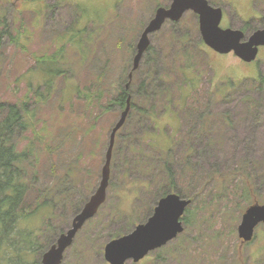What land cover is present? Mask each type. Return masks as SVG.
Wrapping results in <instances>:
<instances>
[{
  "label": "rangeland",
  "instance_id": "obj_1",
  "mask_svg": "<svg viewBox=\"0 0 264 264\" xmlns=\"http://www.w3.org/2000/svg\"><path fill=\"white\" fill-rule=\"evenodd\" d=\"M171 1L0 0V17L15 38L2 40L0 101L14 103L28 84L40 85L39 57H62L63 75L55 78L49 101L31 106L40 122L36 129L45 127L55 147L51 160L39 155L37 166L36 186L50 190L51 209L40 210L42 221H26L37 235L33 258L39 264L99 184L109 134L121 114L105 106L127 84L135 109L116 135L106 200L77 232L61 264H108L106 243L146 223L159 199L175 192L193 201L183 232L126 264H264V224L250 242L238 237L246 210L264 205V46L250 63L232 52L216 54L203 44L197 16L187 11L150 35V51L132 72L142 31ZM207 1L223 9L222 29L244 24L238 30L249 36L264 27V0ZM72 35L82 46L69 45ZM192 60L199 82L182 103L181 71ZM105 73L107 84L89 91L104 90L99 104L85 108L74 98L75 87L90 88L94 76ZM259 75L262 85L251 82ZM219 87L229 91L216 93ZM23 138L21 147L32 134Z\"/></svg>",
  "mask_w": 264,
  "mask_h": 264
},
{
  "label": "trees",
  "instance_id": "obj_2",
  "mask_svg": "<svg viewBox=\"0 0 264 264\" xmlns=\"http://www.w3.org/2000/svg\"><path fill=\"white\" fill-rule=\"evenodd\" d=\"M10 29L6 19L0 17V52L4 38L15 42ZM68 42L69 45L76 43L82 46V40H77L74 35L70 36ZM61 60V54L60 56L53 54L39 57L36 66L45 78L40 85L33 87L35 84H28L27 94L23 99L14 103L0 101V264H39L36 258H33L37 235L34 230L27 228L26 221L37 216L39 217L38 220L42 221L44 216H39L40 210L47 207L51 209V205L47 200L51 195L50 190L47 189L41 192L36 186L38 180L37 166L39 155L47 154L48 159L51 160V157L55 154V147L52 143L54 136L48 134L45 127L36 129L40 122L35 119V113L31 106L33 104L45 105L49 101L53 91H55V78L63 75V70L58 66L61 64ZM194 70H196V65L192 60L191 62L188 61L181 71V75L185 79L182 83L184 88L181 89L182 103L197 88L199 79ZM104 76H107V73L95 75V79L90 83V88L75 87L74 98L82 101V106L85 108H91V106L99 104L104 90L101 89L93 93L89 91L96 86V83L107 84L105 79L102 80ZM258 80L257 82L249 81L262 85L263 80L260 75ZM228 82L231 84V80H228ZM233 87L235 86H231L229 89ZM229 89L221 90L219 87L216 93H227ZM127 96L128 89L119 88L115 97L109 101L108 106H105V111L113 108L122 112L126 106ZM132 109H135V106L130 100V110ZM67 114L69 116L73 113L68 111ZM91 129L93 128L90 127L88 132ZM28 133L32 134V138H29L26 145L21 147V140L24 139L23 135ZM86 134L88 133L85 132ZM57 152L60 151L57 150ZM78 159H82L81 153ZM52 175L55 177V172ZM175 194L182 196V193L175 192ZM31 195H34L35 200L29 201ZM166 195L164 194L162 197ZM248 195V190H246L245 199L248 198ZM192 203L193 201L190 202L182 217L184 224L189 222L188 218Z\"/></svg>",
  "mask_w": 264,
  "mask_h": 264
},
{
  "label": "water",
  "instance_id": "obj_3",
  "mask_svg": "<svg viewBox=\"0 0 264 264\" xmlns=\"http://www.w3.org/2000/svg\"><path fill=\"white\" fill-rule=\"evenodd\" d=\"M187 11L197 16L202 42L216 54L224 55L232 52L241 61L250 63L256 59L259 48L264 46V28L255 30L249 36L238 29H222L220 27L223 17L222 10L211 6L207 0H172L168 8L156 9L154 17L142 31L136 44L132 72L139 67L143 55L150 47V35L159 31L166 21L179 22ZM128 87L129 84L125 89ZM130 100L131 97L128 96L125 109L110 131L105 162L97 188L74 216L70 228L59 235L56 242L43 254L41 264H61L64 252L71 246L77 232L105 202L115 137L126 122L130 112ZM190 202L175 193H168L159 199L153 215L146 223L137 225L130 234L106 243L104 246L105 261L108 264H126L128 261L138 263L149 253L167 245L183 232L182 217ZM259 224H264V205L251 206L242 216L238 226L239 239L250 242Z\"/></svg>",
  "mask_w": 264,
  "mask_h": 264
},
{
  "label": "flooded vegetation",
  "instance_id": "obj_4",
  "mask_svg": "<svg viewBox=\"0 0 264 264\" xmlns=\"http://www.w3.org/2000/svg\"><path fill=\"white\" fill-rule=\"evenodd\" d=\"M213 6V5H212ZM214 7H216V6H214ZM220 9L222 10V16L224 15L223 14V9L220 7ZM250 24V23H249ZM249 24H248V27L246 28V29H249ZM244 26H247V25H244V24H242V27H239V28H237V29H241V28H243ZM264 28V27H263ZM263 28H261V29H263ZM259 29V28H258ZM245 35H246V32H245Z\"/></svg>",
  "mask_w": 264,
  "mask_h": 264
}]
</instances>
